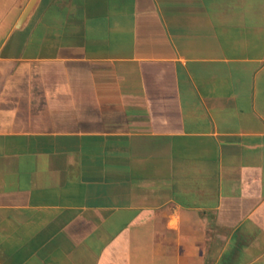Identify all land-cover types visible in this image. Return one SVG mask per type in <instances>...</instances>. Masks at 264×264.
<instances>
[{
  "label": "crops",
  "instance_id": "obj_1",
  "mask_svg": "<svg viewBox=\"0 0 264 264\" xmlns=\"http://www.w3.org/2000/svg\"><path fill=\"white\" fill-rule=\"evenodd\" d=\"M0 264H264V0H0Z\"/></svg>",
  "mask_w": 264,
  "mask_h": 264
}]
</instances>
